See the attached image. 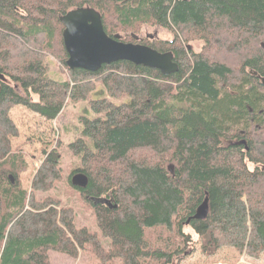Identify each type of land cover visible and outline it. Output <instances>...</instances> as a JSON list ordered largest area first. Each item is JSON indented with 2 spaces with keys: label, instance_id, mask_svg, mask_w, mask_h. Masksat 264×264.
<instances>
[{
  "label": "trees",
  "instance_id": "obj_1",
  "mask_svg": "<svg viewBox=\"0 0 264 264\" xmlns=\"http://www.w3.org/2000/svg\"><path fill=\"white\" fill-rule=\"evenodd\" d=\"M85 6L109 36L171 51L178 70L127 60L69 69L59 16ZM145 24L173 39L137 38ZM191 39L203 43L199 52L186 47ZM47 56L66 80L46 75ZM0 74V264H50L51 251L92 253L100 264H179L195 243L186 227L206 255L226 246L264 252V0H0ZM68 101H88L95 114L80 118L67 150L79 160L72 174L88 178L73 186L81 196L116 205L90 201L103 240L76 227L71 207L36 197L62 179L59 140L29 191L18 178L27 162L12 149L19 130L11 110L48 121ZM204 195L205 220L186 224Z\"/></svg>",
  "mask_w": 264,
  "mask_h": 264
},
{
  "label": "rangeland",
  "instance_id": "obj_2",
  "mask_svg": "<svg viewBox=\"0 0 264 264\" xmlns=\"http://www.w3.org/2000/svg\"><path fill=\"white\" fill-rule=\"evenodd\" d=\"M141 37L170 41L173 39V34L161 26L145 24L137 34V38ZM187 46H190L194 52H199L203 43L200 39H191L186 42ZM43 62L47 67L46 75L50 78L56 81H63L68 78L66 69L52 56H47ZM92 97L95 95H91L90 98ZM32 99L33 101L36 100L37 96L32 95ZM10 114L19 130V135L11 138L12 149L21 150L27 162V168L19 173L20 185L24 190L29 191L31 176L34 175L39 163L43 160L44 152L52 149L56 145V141L59 140L60 143L56 151L60 155L59 166L62 171V179L50 190L37 192L36 197L42 199L50 196V198L53 197L61 202L62 205L71 207L75 214L76 227H85L91 232H97L99 238L103 240L101 232L96 226L90 201L86 196L82 197L80 191L71 184L72 171L79 165V160L67 150L68 144L80 136L82 128L80 118L82 116L89 118L95 116L92 111L88 110V101H68L54 120L47 121L23 106L14 107ZM185 232L190 233L189 235L192 236L195 243L191 251L187 250L190 251L189 254L181 259L179 264H264V252H261L258 257H254L228 246L221 247L210 255L203 254L199 247L201 240L198 236L189 227L185 228ZM49 253L50 264H100L92 253L88 252H81L77 258L52 251Z\"/></svg>",
  "mask_w": 264,
  "mask_h": 264
},
{
  "label": "water",
  "instance_id": "obj_3",
  "mask_svg": "<svg viewBox=\"0 0 264 264\" xmlns=\"http://www.w3.org/2000/svg\"><path fill=\"white\" fill-rule=\"evenodd\" d=\"M59 20L63 26L60 36H62L63 48L67 53V58L64 61L69 69L80 68L97 71L103 64L127 60L136 65L155 68L165 75L178 70V64L174 61L171 51L159 52L147 45L123 42L106 34L100 13L92 7L69 9L65 14L59 16ZM259 79L264 84V77L260 76ZM5 80V77L0 74V81ZM235 144H245V140H239ZM8 178L13 182L14 179L11 175ZM87 183L88 178L84 173L76 172L71 175V184L75 188H84ZM86 198L95 204H106L110 208L116 206L106 197L86 196ZM208 207V197L204 195L193 215L188 217L185 223L188 224L191 219L205 220Z\"/></svg>",
  "mask_w": 264,
  "mask_h": 264
},
{
  "label": "flooded vegetation",
  "instance_id": "obj_4",
  "mask_svg": "<svg viewBox=\"0 0 264 264\" xmlns=\"http://www.w3.org/2000/svg\"><path fill=\"white\" fill-rule=\"evenodd\" d=\"M1 82V81H0Z\"/></svg>",
  "mask_w": 264,
  "mask_h": 264
}]
</instances>
